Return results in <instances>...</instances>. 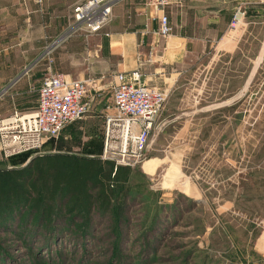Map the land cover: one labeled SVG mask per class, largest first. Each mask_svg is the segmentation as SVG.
<instances>
[{"label": "rangeland", "instance_id": "1", "mask_svg": "<svg viewBox=\"0 0 264 264\" xmlns=\"http://www.w3.org/2000/svg\"><path fill=\"white\" fill-rule=\"evenodd\" d=\"M242 23L237 48L215 65L206 54L188 57L176 82L147 83L166 96L106 212L0 233V264H264V58L255 59L262 25L246 14ZM34 68L41 81L46 61ZM14 109L0 101V119ZM88 120L47 138L38 154L107 160L101 119ZM21 155L6 157L0 146V168L23 165Z\"/></svg>", "mask_w": 264, "mask_h": 264}, {"label": "crops", "instance_id": "2", "mask_svg": "<svg viewBox=\"0 0 264 264\" xmlns=\"http://www.w3.org/2000/svg\"><path fill=\"white\" fill-rule=\"evenodd\" d=\"M82 1L0 0V101L33 110L40 85L34 66L45 60L67 79H95L85 95V116L102 122L115 73L139 69L146 84L157 77L168 87L182 75L188 57L206 54L213 66L233 52L240 31L228 23L236 4L261 23L256 65L264 58V0H167L162 10L151 0H114L106 24L91 34L72 29L71 9ZM160 14L171 27L165 37L156 32Z\"/></svg>", "mask_w": 264, "mask_h": 264}, {"label": "built area", "instance_id": "3", "mask_svg": "<svg viewBox=\"0 0 264 264\" xmlns=\"http://www.w3.org/2000/svg\"><path fill=\"white\" fill-rule=\"evenodd\" d=\"M113 1L83 0L73 5V31L91 34L101 30L109 19ZM166 3L167 0L149 2L156 10H162ZM244 17L242 5H234L229 28H243ZM157 21V34L167 36L171 27L166 16L160 14ZM48 63L51 67L50 59ZM47 69L37 90L36 107L31 111L14 109L0 119V146L6 157L40 153L47 138L56 137L67 125L88 112L85 95L88 89L95 87V79H67L62 73ZM165 96L164 90L144 82L139 69L115 73L110 105L102 116L101 158L113 160L111 157L115 155V164L131 166L137 163L147 146L154 118Z\"/></svg>", "mask_w": 264, "mask_h": 264}, {"label": "trees", "instance_id": "4", "mask_svg": "<svg viewBox=\"0 0 264 264\" xmlns=\"http://www.w3.org/2000/svg\"><path fill=\"white\" fill-rule=\"evenodd\" d=\"M21 154L24 163L28 156ZM128 170L112 160L64 152L33 155L23 165L0 168V233L45 229L56 218L72 225L90 219L94 210L106 212Z\"/></svg>", "mask_w": 264, "mask_h": 264}, {"label": "water", "instance_id": "5", "mask_svg": "<svg viewBox=\"0 0 264 264\" xmlns=\"http://www.w3.org/2000/svg\"><path fill=\"white\" fill-rule=\"evenodd\" d=\"M26 162V161H25Z\"/></svg>", "mask_w": 264, "mask_h": 264}]
</instances>
